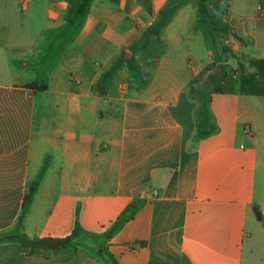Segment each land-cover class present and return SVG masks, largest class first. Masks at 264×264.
Returning <instances> with one entry per match:
<instances>
[{
	"label": "crops",
	"instance_id": "crops-1",
	"mask_svg": "<svg viewBox=\"0 0 264 264\" xmlns=\"http://www.w3.org/2000/svg\"><path fill=\"white\" fill-rule=\"evenodd\" d=\"M153 1L149 12L143 0H93L71 37L66 0H0V235L22 225L32 240L66 238L79 226L105 235L116 264H264V96L212 95L217 130L199 137L189 84L211 59L195 40L171 43L141 93L118 77L80 87L128 63L169 0ZM248 2L239 33L264 59V0ZM90 167L97 190L73 188ZM42 251L69 249L3 243L0 264Z\"/></svg>",
	"mask_w": 264,
	"mask_h": 264
},
{
	"label": "rangeland",
	"instance_id": "rangeland-1",
	"mask_svg": "<svg viewBox=\"0 0 264 264\" xmlns=\"http://www.w3.org/2000/svg\"><path fill=\"white\" fill-rule=\"evenodd\" d=\"M248 1L234 0L235 10L231 5H228L222 11L217 12L213 9L211 0H169L160 22L152 30H146L140 34L139 41L142 42L133 54L130 52L128 63L126 56L123 55L118 64L105 69L107 72L102 82H81L80 87L101 90L108 83L115 82V78L118 77L123 78L124 85L134 93H141L156 67L157 58L171 48V43L195 40L199 45L202 43L209 45L211 62L207 66L214 63L223 66L226 70L228 87L232 90L238 89L242 86L244 76L257 73L253 66L256 57L250 53L251 51H247V48L250 47L249 44L253 41L246 40L239 33V29L246 19L240 14L253 9ZM85 2L83 0L78 9H81ZM143 3L149 12L153 11L155 4L153 0H143ZM245 4H248L247 8ZM263 10L264 6L261 3V8L255 17V20L261 22L262 25H264ZM232 21L236 22V28L231 26ZM230 37L234 39L231 46L225 43V40ZM111 68L113 69L111 70ZM209 75L210 72L207 71L194 85V98L201 102L204 100L197 97V94L208 96L215 86V79L211 80ZM219 76H222V73ZM258 81L260 85L264 84L262 78H259ZM117 116L120 118V113ZM89 166L87 164V167ZM85 171L91 175L70 177L72 187L97 190V176L93 175L94 170L90 167ZM37 186L32 184L30 191L37 189ZM94 244L98 247H95ZM21 258L23 262H28L24 264H67V262L68 264H108V262L116 264L111 258L109 245L104 241V237L97 239L85 237L69 248V251L64 255L48 251L34 255L23 252Z\"/></svg>",
	"mask_w": 264,
	"mask_h": 264
},
{
	"label": "trees",
	"instance_id": "trees-1",
	"mask_svg": "<svg viewBox=\"0 0 264 264\" xmlns=\"http://www.w3.org/2000/svg\"><path fill=\"white\" fill-rule=\"evenodd\" d=\"M85 4L81 9H78V6L83 2V0H66L68 4V13H67V24L70 28V35L75 36L78 33L79 28L82 26L84 18L90 11L93 0H85ZM253 66L256 68L257 73L249 76H244L242 82L243 92L250 95L264 96V84L260 85L258 79L262 78L264 80V59L255 58L253 61ZM113 68H111L112 70ZM210 72L209 78L211 80L215 79V86L208 96H203L197 94L203 102L200 101V108L198 111V136L204 137L211 135L216 132L217 127L214 122V117L210 110V103L212 100V95L214 94H225L233 91L228 87L226 82V70L223 66H218L217 64L208 65L202 73H200L190 84L189 91L190 94L194 97V85L198 83L200 77L206 73ZM222 73V76L219 74ZM104 78V77H103ZM31 87H37L36 84H31ZM40 90H45L46 85H41L38 87ZM35 192V189H31L30 193L26 196L25 201H28L32 194ZM22 225H19L15 230L4 233L0 235V244L3 243H16L19 246L25 248L28 252L33 253L38 250H53L59 252L65 249L71 248L74 244L80 242L85 237L101 238L105 235L100 234H91L82 230L77 226L73 233L66 238H53L46 237L42 239L32 240L27 238L23 234ZM111 237V234H109ZM95 247H98L94 244ZM108 264H112L108 262Z\"/></svg>",
	"mask_w": 264,
	"mask_h": 264
},
{
	"label": "built area",
	"instance_id": "built-area-1",
	"mask_svg": "<svg viewBox=\"0 0 264 264\" xmlns=\"http://www.w3.org/2000/svg\"><path fill=\"white\" fill-rule=\"evenodd\" d=\"M232 23H233V24H232ZM231 26H232L233 28H236V26H237L236 22L232 21V22H231ZM225 43L228 44L229 46H231V45L234 43V39L231 38V37H230V38H227V39L225 40ZM245 132L248 134V133L250 132V129L247 127L246 130H245Z\"/></svg>",
	"mask_w": 264,
	"mask_h": 264
}]
</instances>
